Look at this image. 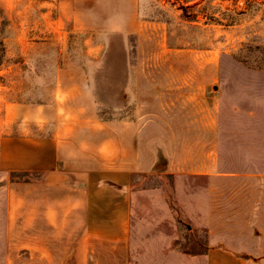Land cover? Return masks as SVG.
Listing matches in <instances>:
<instances>
[{"label":"rangeland","instance_id":"374dc122","mask_svg":"<svg viewBox=\"0 0 264 264\" xmlns=\"http://www.w3.org/2000/svg\"><path fill=\"white\" fill-rule=\"evenodd\" d=\"M0 43V122L6 104L35 105L68 141L63 169L130 184L138 263L157 246L203 249L208 204L217 241L264 249V0H0ZM70 174L53 226L34 216L32 175L0 172V264H34L48 232L52 264L79 251Z\"/></svg>","mask_w":264,"mask_h":264},{"label":"crops","instance_id":"0c3cea01","mask_svg":"<svg viewBox=\"0 0 264 264\" xmlns=\"http://www.w3.org/2000/svg\"><path fill=\"white\" fill-rule=\"evenodd\" d=\"M39 110L35 105L6 104L4 107L0 132L11 130L13 124H16L18 129L16 134L0 136V172L32 175L35 192L31 199L38 207L34 216H43L46 223L53 226L57 224L58 217L57 175L73 172L70 174L74 177L71 183L68 186L65 184L70 195L64 198L63 216L68 222L70 216L80 213L82 231L79 236L69 237L71 241L77 240L80 248L79 251L67 248L66 264H140L137 259L140 254V230L138 218L134 216L135 206L130 184L126 181H116L115 177H102L99 180L79 179L76 177L79 173H84L82 175L86 177L91 176V171H84L82 168L63 169L60 162L65 161V145L68 141L63 139L64 136H60L55 124L51 126L49 121L42 122L44 120L40 119ZM43 127L48 128L49 134L40 133ZM109 154L103 152L102 155ZM83 155L86 156H81L84 157ZM72 156L71 158H74ZM78 191L79 199L76 197ZM7 197L8 204L13 203L14 199L10 193ZM20 198L23 201L30 200V197L25 195H20ZM207 207V216L211 221L203 225L207 229L203 249L187 255L162 245L150 252H143L144 260L148 264H246V258H242L243 256H264V249L255 252L240 244L234 247V242L228 241V233L220 235L224 241H217V225L213 222L214 217L211 219L214 207L210 204ZM7 209L9 215V207ZM231 232L238 233V230L233 229ZM235 236L234 234L231 238L241 239ZM37 239L38 242L31 247L34 264H52L57 254V232L38 235ZM142 244L144 248L148 247L147 243ZM106 259H111V262H105Z\"/></svg>","mask_w":264,"mask_h":264},{"label":"trees","instance_id":"16d2710c","mask_svg":"<svg viewBox=\"0 0 264 264\" xmlns=\"http://www.w3.org/2000/svg\"><path fill=\"white\" fill-rule=\"evenodd\" d=\"M2 57H3V50L1 48V43H0V64L2 62Z\"/></svg>","mask_w":264,"mask_h":264},{"label":"water","instance_id":"95a60500","mask_svg":"<svg viewBox=\"0 0 264 264\" xmlns=\"http://www.w3.org/2000/svg\"><path fill=\"white\" fill-rule=\"evenodd\" d=\"M154 169H158V168H155V167H154Z\"/></svg>","mask_w":264,"mask_h":264}]
</instances>
